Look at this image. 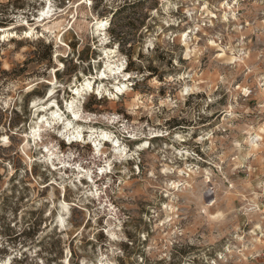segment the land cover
Instances as JSON below:
<instances>
[{
  "label": "rangeland",
  "instance_id": "374dc122",
  "mask_svg": "<svg viewBox=\"0 0 264 264\" xmlns=\"http://www.w3.org/2000/svg\"><path fill=\"white\" fill-rule=\"evenodd\" d=\"M0 264H264V0H0Z\"/></svg>",
  "mask_w": 264,
  "mask_h": 264
},
{
  "label": "bare ground",
  "instance_id": "6f19581e",
  "mask_svg": "<svg viewBox=\"0 0 264 264\" xmlns=\"http://www.w3.org/2000/svg\"><path fill=\"white\" fill-rule=\"evenodd\" d=\"M42 12L45 13V14H47V13L49 12V8H48V10H47L46 12H44V8H43V9H42ZM42 20H44V18H43ZM99 26H100V27L103 26L102 22L99 24ZM114 67H115V66H114ZM111 69H112V68H111ZM111 71H112V70H111ZM112 72H113V71H112ZM85 85H86V86H89V85H90V81L87 80V81L85 82ZM116 88H117L118 90L121 89L120 86H116ZM54 117H55V118L58 117V114H57V113H54ZM104 137H108L107 133H104ZM121 150H122V149H121ZM117 151H120V149H118Z\"/></svg>",
  "mask_w": 264,
  "mask_h": 264
}]
</instances>
